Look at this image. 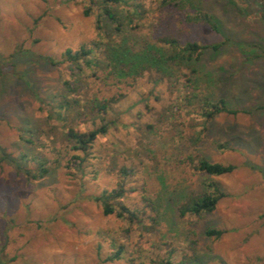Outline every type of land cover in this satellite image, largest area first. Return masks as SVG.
Listing matches in <instances>:
<instances>
[{
    "label": "rangeland",
    "instance_id": "1",
    "mask_svg": "<svg viewBox=\"0 0 264 264\" xmlns=\"http://www.w3.org/2000/svg\"><path fill=\"white\" fill-rule=\"evenodd\" d=\"M140 2L146 12L135 23L153 39L225 41L204 53L199 88L150 70L119 81L62 61L66 49L100 39L97 20H107L93 1L0 0V146L14 156L39 153L48 167L30 179L0 160L2 264H264V0H183L184 9L214 16L220 32L185 22L160 0ZM205 96L241 111L203 125L197 106ZM53 97L70 101L64 123L47 119ZM112 97L95 120L106 131L81 168L69 166L74 151L63 132L88 128L91 101ZM190 157L235 169L209 175ZM209 182L226 193L215 209L181 214ZM118 190L105 213L97 197ZM120 206L134 218L117 216Z\"/></svg>",
    "mask_w": 264,
    "mask_h": 264
},
{
    "label": "trees",
    "instance_id": "2",
    "mask_svg": "<svg viewBox=\"0 0 264 264\" xmlns=\"http://www.w3.org/2000/svg\"><path fill=\"white\" fill-rule=\"evenodd\" d=\"M98 8V19L104 16L107 24L104 26L97 20V29L100 39L96 42L83 44L78 49H66L62 55V61L72 65L80 73L88 69L92 75L100 71H106L117 80L127 78H136L146 71L156 72L160 78H165L169 83H178L184 89L199 88L198 85V65L208 50L217 51L225 42L198 43L196 41H184L172 35H160L153 39L147 33L142 32L139 23L135 20L141 19L146 12L145 6L140 0H90ZM119 6H125V12L119 10ZM159 7H170L179 12L183 20L187 23H202L210 27L215 32L219 31V23L214 16L201 9H184L183 0H160ZM88 13V12H87ZM188 68L189 72L182 74L185 80L179 78V72L182 68ZM183 73V72H182ZM64 84L68 89H72L70 83L66 80ZM122 96V95H120ZM119 96V97H120ZM117 97V98H119ZM117 98L94 99L89 105V109L95 114L91 117L92 125L83 131L77 130L74 126H68L63 132L64 139L70 145L74 153L69 158L71 167L81 168L84 161L90 153V149L99 134L106 131L107 126L100 122L96 126L95 120H101V116L110 110V104L117 101ZM57 101V103H54ZM47 119H55L65 122V112L70 109V101L66 98L57 99L55 97L48 101ZM199 114L203 118V125L212 121L220 113L237 114L241 110L229 108L224 98L213 100L209 96L202 98L198 106ZM65 127V124H64ZM29 142V139L25 138ZM190 161L197 159L195 168L209 175H222L230 173L235 169L233 164H221L211 162L205 158L190 157ZM0 160L12 165L16 171L24 174L27 178L36 179L42 177L48 172L46 160L39 154L32 156L21 153L14 156L8 153L0 146ZM30 163L35 166L30 167ZM207 186L209 192L189 199L180 206V213H190L200 215L204 212H210L215 209L219 199L226 196L216 183L209 182ZM121 191L103 192L97 197L104 206L105 213H112L113 207L109 204L110 198L120 197ZM127 213L128 218H134V214L125 206H120L116 212L121 217ZM223 233L220 229H208L206 234L218 237ZM118 253L108 257L109 260L118 257ZM0 264L2 261L0 260ZM157 264H174L169 258L161 259Z\"/></svg>",
    "mask_w": 264,
    "mask_h": 264
}]
</instances>
